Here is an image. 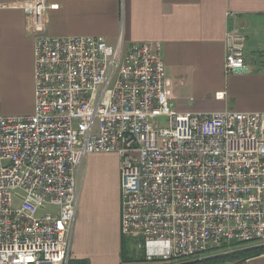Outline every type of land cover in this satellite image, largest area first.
<instances>
[{
    "label": "built area",
    "instance_id": "1",
    "mask_svg": "<svg viewBox=\"0 0 264 264\" xmlns=\"http://www.w3.org/2000/svg\"><path fill=\"white\" fill-rule=\"evenodd\" d=\"M0 8L25 14L35 45L33 113L0 112V264H69L84 160L99 152L119 156L121 231L145 264L264 242V112H179L160 42L51 36L46 0ZM244 41L227 30L226 75L247 71Z\"/></svg>",
    "mask_w": 264,
    "mask_h": 264
},
{
    "label": "crops",
    "instance_id": "2",
    "mask_svg": "<svg viewBox=\"0 0 264 264\" xmlns=\"http://www.w3.org/2000/svg\"><path fill=\"white\" fill-rule=\"evenodd\" d=\"M46 1L45 32L51 36H88L109 44L121 36L125 45L160 42L165 88L177 111L215 112L228 108L264 112V0ZM229 29L245 37V73L224 72L225 35ZM34 46L25 14L20 9L0 8L3 115L33 113ZM220 92L224 93L223 99H216ZM119 163L116 153L86 156L71 259L100 264L91 258L89 250L93 255L102 252L104 234L117 238L121 227ZM230 264H264V253Z\"/></svg>",
    "mask_w": 264,
    "mask_h": 264
},
{
    "label": "rangeland",
    "instance_id": "3",
    "mask_svg": "<svg viewBox=\"0 0 264 264\" xmlns=\"http://www.w3.org/2000/svg\"><path fill=\"white\" fill-rule=\"evenodd\" d=\"M73 237V234H72ZM114 241H116L117 244L116 247L114 248ZM101 243H102V252L100 253H95V255L92 254V252L89 250L91 258L95 262H101L100 264H145L146 260L143 261H138V256L144 253V249L142 246V243L137 242L136 240L124 236V234L120 231L117 235L116 239H113V237L109 234H104L102 235L101 238ZM264 242H247V243H242L241 245H263ZM240 244L238 245H231V243H228L226 245H219L217 247L210 248L206 250L205 252H202L196 256V257H208L212 255H217V254H226L229 253L230 251H234L238 249ZM144 258L145 253H144ZM193 258V257H191ZM100 261H97V260ZM88 259H81L80 261L84 262L85 264H90V262L87 261ZM180 260L173 261V264L179 263ZM234 261H229V262H221L219 264H230ZM148 263V262H147ZM214 264V263H210Z\"/></svg>",
    "mask_w": 264,
    "mask_h": 264
},
{
    "label": "trees",
    "instance_id": "4",
    "mask_svg": "<svg viewBox=\"0 0 264 264\" xmlns=\"http://www.w3.org/2000/svg\"><path fill=\"white\" fill-rule=\"evenodd\" d=\"M240 244L239 248L230 251L226 254H217L208 257H196V258H186L180 259L179 263L177 264H219L221 262H231V261H244L254 256H258L264 253V244L263 245H241L242 243L238 242H231V245H238ZM223 246L226 245L225 243L222 244ZM138 261L145 260L144 253L138 256ZM69 264H85L80 260L71 259Z\"/></svg>",
    "mask_w": 264,
    "mask_h": 264
}]
</instances>
